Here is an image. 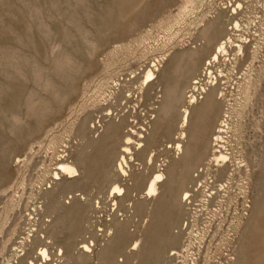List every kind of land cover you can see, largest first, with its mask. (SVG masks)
I'll return each instance as SVG.
<instances>
[{
    "label": "rangeland",
    "instance_id": "1",
    "mask_svg": "<svg viewBox=\"0 0 264 264\" xmlns=\"http://www.w3.org/2000/svg\"><path fill=\"white\" fill-rule=\"evenodd\" d=\"M229 33L244 49L211 70L223 96L174 161L188 90ZM61 161L79 175L55 179ZM23 240L34 264H264V0H0V264L22 263Z\"/></svg>",
    "mask_w": 264,
    "mask_h": 264
},
{
    "label": "bare ground",
    "instance_id": "2",
    "mask_svg": "<svg viewBox=\"0 0 264 264\" xmlns=\"http://www.w3.org/2000/svg\"><path fill=\"white\" fill-rule=\"evenodd\" d=\"M1 2H3V1H1ZM239 6H240V4H239ZM87 8L89 9V7H87ZM73 21H74V23H76V22L79 23L78 20L76 19V17H74V20ZM239 27H240L239 23L238 22H235V24L233 26H231V29H235V31H236ZM236 42L237 41L234 39L233 34H230L229 33L225 38H223L219 43H217V45L215 46L213 52L209 56L208 61L205 63V66H206V68H205V75L208 74V77L205 78L206 80L202 84L203 85L202 86V90H199L200 93L196 97L189 98L188 101H186V103H187L186 104V107H185L184 111H182V120H181L180 132L175 137L176 141L173 144L170 143V144H167L166 145V148L167 149L173 151V159H174V161L182 160L184 157L186 158V155H187L186 144L189 141L188 129H189V126H190V123H191V118H192L193 113L196 110H198L199 108H201L204 105V103H207L213 97L215 99H219V98H221L223 96V94H221L222 92H220V94L217 93V84H218L217 78L214 77V76H212V74H213L212 72L213 71H211V70L214 69V67L220 62V60L222 58H225V57H228L229 56L230 49H233L234 47H236L237 50H238V52L243 51V49H244L243 43L236 45ZM162 60H168V61H170L171 59L163 58ZM159 71H160V67H159L158 63H154L145 72V74L143 76V79H142L143 86L144 85L145 86H148L150 83H152L154 81V79H156V73L158 74ZM201 98H202V100L199 101V99H201ZM227 117H228V115H227ZM228 127H229L228 119L223 118L222 121L220 122V125H219V127L217 129V132L212 137V144H213L212 146H213V149H212L211 155L209 156L210 158L208 159V161L209 162H215L219 166L221 164H222L221 166H225V164L230 159L229 156H228V154L222 150V149H224L226 147V146L224 147V138L225 137L222 134L228 129ZM130 140H131V138H128L127 139V143L128 144H127V146H125V150H124L125 153H129L131 151L130 146H129ZM126 164H128V161H126V157H122V160L118 164V169H117V171L120 174H122V175H127V170L125 168V166H127ZM78 175H79L78 174V169L73 164H71V163H69L67 161H61V162H58L57 163V168H56V171L54 172V176L56 177L55 179L61 180L62 179V176H66V177H69V178H74V177H76ZM164 179H165V175L162 172H157V173L153 174V176L149 180V182L147 184V187L145 189V195H146L147 198H153V197H155V196H157L159 194V192H160L159 191V187L164 182ZM220 187H223L224 188V185H222ZM110 193L111 194H122L123 193V188L120 185H118V184H114L112 186V188H111ZM185 195H186V197H184ZM185 195L183 197L186 200H188V199L191 198L189 191L185 192ZM206 201H208V200H206ZM32 215H34V214H30V216H32ZM33 218L34 217H30V219L28 218V220H32ZM24 240L20 242L21 245H18V248H17V250L21 248V250H19V252H24L23 253V256L25 255V257L23 258L21 264H34V261L31 260V257L29 256V253L26 251V249H25V247L23 245V244H25ZM35 241L37 242V238L36 239L33 238L32 240H29V238H28V243L27 244H29V246H32V245L35 246ZM134 243H135L134 244L135 247L133 248V251H139L140 246H141V241L140 240H136ZM81 249L83 250V252H88V251L91 250V247H90V245H88L86 243H83ZM183 250H181L179 248H175L172 251L173 253L170 254V256H172L174 258H177V259H180V258H182V256L185 255V252H184L185 250L184 251ZM39 254H40L42 260H44V263L45 262H49V260L51 259L50 258L51 255H50V253H49V251H48V249L46 247H42L40 249V253ZM180 255H182V256H180ZM17 256H19V255H17ZM20 256H22V255L20 254ZM179 261H182V260H179ZM196 264H197V262H196Z\"/></svg>",
    "mask_w": 264,
    "mask_h": 264
},
{
    "label": "built area",
    "instance_id": "3",
    "mask_svg": "<svg viewBox=\"0 0 264 264\" xmlns=\"http://www.w3.org/2000/svg\"><path fill=\"white\" fill-rule=\"evenodd\" d=\"M203 82H204V77L203 76L199 77L197 80H194L193 86L191 87L190 90H188L189 92L187 93V98L188 99L189 98H194L200 93L199 90H202Z\"/></svg>",
    "mask_w": 264,
    "mask_h": 264
}]
</instances>
